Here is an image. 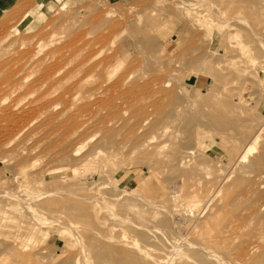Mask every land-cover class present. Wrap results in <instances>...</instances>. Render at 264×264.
I'll return each instance as SVG.
<instances>
[{
    "label": "rangeland",
    "instance_id": "obj_1",
    "mask_svg": "<svg viewBox=\"0 0 264 264\" xmlns=\"http://www.w3.org/2000/svg\"><path fill=\"white\" fill-rule=\"evenodd\" d=\"M3 1L0 264H264V0Z\"/></svg>",
    "mask_w": 264,
    "mask_h": 264
},
{
    "label": "bare ground",
    "instance_id": "obj_2",
    "mask_svg": "<svg viewBox=\"0 0 264 264\" xmlns=\"http://www.w3.org/2000/svg\"><path fill=\"white\" fill-rule=\"evenodd\" d=\"M4 1L3 0H0V11H1V8H2V3H3ZM254 4V3H253ZM215 20L216 21H218V23L219 24H224L225 22L222 20V17L221 16H216V18H215ZM232 28H229L228 30H225V31H230ZM225 31H222V32H220V33H224ZM146 33L148 34V31H146ZM141 35V39H147V38H149V36L148 35ZM231 34V33H230ZM233 34V35H232ZM231 34V37L236 41V42H239V44H243L244 46H246V40H244V36H245V33H244V31H243V29H239V28H237L236 30H235V33L233 32ZM230 36V35H229ZM230 39V38H229ZM232 40V39H231ZM151 41V40H150ZM233 41V40H232ZM147 43V42H146ZM232 44V43H231ZM235 45V44H234ZM257 46V45H256ZM234 47V46H233ZM235 47H237V46H235ZM253 49V48H252ZM257 49V48H256ZM255 49V50H256ZM207 52H208V50H207ZM208 55H209V53H207ZM239 54V53H238ZM213 56V55H212ZM233 56H235V55H233ZM201 57H203V55L201 56ZM206 57V56H205ZM219 56H217V58H218ZM221 57V56H220ZM231 57V56H230ZM239 57V56H238ZM213 58V57H212ZM212 58H209L208 56L206 57V60L208 61L209 60V62H210V60H212L213 62H214V64L215 65H219L220 64V61L219 60H215L214 61V59H212ZM222 58H224V57H222ZM227 58H229V57H227ZM234 58H236V57H234ZM221 59V58H220ZM225 59V58H224ZM205 60V61H206ZM228 60V59H227ZM234 60V59H233ZM236 60V59H235ZM211 61V62H212ZM208 62V63H209ZM222 62H223V59H222ZM213 64V65H214ZM222 64V63H221ZM220 64V65H221ZM230 64V63H229ZM239 64V63H238ZM199 65V64H198ZM211 65V66H210ZM209 66V72L212 74V75H214L215 76V74H214V72L212 73V71H213V69H214V67H213V65L212 64H210ZM232 66V65H231ZM227 67V66H226ZM230 67V66H229ZM231 68V67H230ZM207 69V68H206ZM208 70V69H207ZM223 70H225V69H223ZM200 71H201V69H200ZM202 71H203V69H202ZM202 71L200 72V73H202ZM238 71V70H237ZM196 72V71H195ZM224 73H227V72H225V71H223ZM223 72H221V73H223ZM230 72V71H229ZM228 72V73H229ZM206 73V72H205ZM219 73V72H218ZM217 73V74H218ZM227 73V74H228ZM231 73V72H230ZM229 73V74H230ZM204 74V73H203ZM207 75V74H206ZM234 75H236V74H234ZM237 75H239V73L237 72ZM217 76H219V75H217ZM222 76V75H221ZM224 76H226V75H224ZM228 76V75H227ZM231 76V75H230ZM240 76V75H239ZM233 78H235L234 76H233ZM239 78V77H238ZM227 79V78H226ZM235 80H237V79H235ZM239 80H241V79H239ZM233 80L231 79V82H232ZM234 82V81H233ZM241 82V81H240ZM195 85V84H194ZM207 85V84H206ZM196 87V86H195ZM206 89V88H205ZM200 90V88L199 87H197V92ZM207 91V90H206ZM196 92V94H195V98H190L188 101H187V103H186V108H190V106L192 105V104H196V108H201V109H204V110H210L211 111V113H213V114H223L224 115V117L226 116L227 118H234V114H236L237 113V111H236V109H235V106L233 105V104H231L229 101H226V100H222V101H217V102H213V101H211L210 99H208V97H206V96H204V95H200V92L199 93H197ZM202 94V93H201ZM213 96H214V94H213ZM218 97V96H217ZM211 98V97H210ZM218 98H220V97H218ZM218 98H216V99H218ZM213 99V98H212ZM222 99V98H221ZM197 110V109H196ZM245 112V111H244ZM180 113V112H179ZM236 117V116H235ZM237 118V117H236ZM229 120V119H228ZM234 120V119H233ZM231 121V120H230ZM236 121V120H235ZM182 122V121H181ZM180 122V123H181ZM238 122V121H237ZM241 122V121H240ZM246 123V122H245ZM169 124V123H168ZM241 124H243V123H241ZM176 125V124H175ZM180 125V124H179ZM179 125H178V127H179ZM250 127V126H249ZM167 129V128H166ZM178 129V128H177ZM168 131V130H167ZM173 132V131H172ZM263 132H264V121L261 123V124H258V126H251L250 128H249V131L248 132H245L246 133V135L249 137V139L245 142V143H243V147L241 148V151L239 152V155H238V157L236 158V160H235V162H234V164H237V165H240V167L241 166H244V164H243V161H245L246 160V157H247V155L255 148V145H254V143L255 144H257V148H258V154H256V155H254L251 159H250V163H252V164H255L256 166H258V163H260V162H262L263 160H264V134H263ZM154 137V136H153ZM164 137V136H163ZM173 137V136H172ZM177 139V138H176ZM175 139V140H176ZM257 139H258V141H257ZM155 140V139H154ZM171 142H172V140H171ZM164 144V143H163ZM172 144H174V143H172ZM172 146V145H171ZM242 146V145H241ZM162 147H164V145L162 146ZM188 148H190V147H188ZM186 149V151H184V155H186V156H191L192 154H194V151L193 150H190V149ZM164 150H166V149H164ZM165 152V151H164ZM162 157H163V155H162ZM166 158H167V156H166ZM221 159H223V160H225V161H229V159H227V158H224V157H220ZM213 159L211 158V157H209L207 154H201V156H200V158H198V167H201L202 169H204V170H206V172H208V173H210V168H209V166H205V164L208 162V161H212ZM148 161H150V160H148ZM134 163V162H133ZM148 163V162H147ZM158 163H160V166H162V165H164V163H165V159H161L160 160V162H158ZM183 165H186V163L185 162H183ZM159 166V167H160ZM149 167V166H148ZM233 168H235V167H233ZM150 169V168H149ZM161 169V168H160ZM174 169V168H173ZM196 171V170H195ZM195 171L193 172V171H191V172H188V171H185V172H183V176H184V178L186 179V180H188V182L189 183H191L192 181L190 180L191 179V175H193V174H195ZM154 172V171H153ZM162 172V170L160 171V174L159 175H162L163 176V172ZM227 176V175H226ZM225 176V177H226ZM224 180V179H223ZM222 180V181H223ZM237 180H239V181H241V176H238L237 177ZM180 181V180H179ZM145 183V182H144ZM201 183V181H197L196 183H191V184H189V186L191 187V190L190 191H186L185 192V194H184V198H186V200L187 199H189V200H192V201H195V200H198L199 199V196H198V194H196V192H195V190H194V187L196 186V185H199ZM220 183H222V182H220ZM208 187V186H207ZM175 188V187H174ZM212 188V187H211ZM176 189V188H175ZM112 190V189H111ZM113 191V190H112ZM138 191V190H137ZM215 191H217V190H215ZM222 191L224 192V190L222 189ZM247 191V190H246ZM55 192H58V191H55ZM123 192H125V191H123ZM230 192V191H229ZM52 193H54V192H52ZM126 193H128V192H126ZM261 193H262V191H261ZM264 193V192H263ZM174 194V193H173ZM213 194H215L214 192H213ZM230 194V193H229ZM118 195V194H117ZM226 195V194H225ZM222 196V195H221ZM212 197H213V195H212ZM221 198V197H220ZM219 198V199H220ZM224 198H225V196H224ZM208 200H210V198L208 199ZM207 200V201H208ZM229 200V199H228ZM205 201H206V199H205ZM206 201V202H207ZM221 201V200H220ZM211 202V201H210ZM121 203H123L122 201H121ZM218 203V202H217ZM217 203H216V206H217ZM221 203H223V202H221ZM220 203V204H221ZM225 203H226V201H225ZM201 204V203H200ZM219 204V205H220ZM123 205V204H122ZM203 205V204H202ZM205 205H207V203L205 204ZM218 205V206H219ZM224 203H223V207H224ZM227 205V204H226ZM229 205V204H228ZM227 205V206H228ZM227 206L226 207H224L225 209L227 208ZM186 207V206H185ZM188 207V206H187ZM206 207V206H205ZM222 207V208H223ZM253 207V205L251 206V208ZM262 207V206H261ZM189 208V207H188ZM218 208V207H217ZM256 208V207H255ZM163 209H165V208H163ZM184 209V212H185V214L186 213H188V211H187V208H183ZM203 209H205V208H203ZM224 209V210H225ZM212 210H215V209H212ZM182 211V210H181ZM187 211V212H186ZM189 211H190V208H189ZM223 211V210H222ZM221 211V212H222ZM203 212V211H202ZM201 212V213H202ZM216 212H217V210H216ZM256 212H258V214L259 215H261L260 217H259V224H260V226L262 225L263 227L261 228V232L257 235V236H255L257 239H258V241H260V243L262 244V243H264V214L262 215V209H260L259 208V210H257ZM191 214H192V212H190ZM200 213V212H199ZM198 213V214H199ZM211 213V212H210ZM210 215V214H209ZM196 216V215H195ZM198 216H200V214L198 215ZM197 216V217H198ZM215 216H217V215H215ZM214 216V217H215ZM218 216H220V214H218ZM241 216H242V214H241ZM249 216V215H248ZM119 217V216H118ZM182 217V216H181ZM193 217H194V214H193ZM183 218V217H182ZM217 218H219V217H217ZM216 218V219H217ZM242 218V217H241ZM244 218H247L246 216L245 217H243V219H241V220H244ZM121 219V218H120ZM124 219V218H123ZM122 219V220H123ZM190 220H192V218L190 219ZM197 220V219H196ZM195 220V221H196ZM208 220V219H207ZM194 221V222H195ZM209 221V220H208ZM214 221V220H213ZM219 221V220H218ZM125 222V221H124ZM192 222V221H191ZM211 222V221H210ZM216 222H217V220H216ZM220 222V221H219ZM218 222V223H219ZM209 223V222H208ZM223 223V222H222ZM212 224V223H211ZM188 225V224H187ZM204 225V224H203ZM222 225V224H221ZM258 228H260V227H258ZM258 228H257V230H258ZM210 231V230H209ZM204 232V231H203ZM127 235H130V236H132V235H134V234H132V232L130 231V230H127V232H125ZM205 233V232H204ZM203 233V234H204ZM256 233V232H255ZM180 234V233H179ZM194 234V233H193ZM137 235V234H136ZM195 237H198V233H197V235H194ZM189 239H191V238H189ZM135 241V240H134ZM136 242V241H135ZM120 252V251H119ZM123 252V251H122ZM121 252V253H122ZM125 254H128V252L127 253H125ZM126 256H129V255H125V257ZM137 256V255H136ZM132 257V256H131ZM101 259V258H100ZM131 259V258H130ZM128 262H129V260L128 259H126ZM115 261V260H114ZM141 262H142V260H140ZM144 262H145V260H144ZM99 263V262H98ZM103 263V262H102ZM147 263V262H146ZM126 264V263H125ZM133 264V263H132ZM134 264H135V262H134ZM142 264H145V263H142Z\"/></svg>",
    "mask_w": 264,
    "mask_h": 264
},
{
    "label": "crops",
    "instance_id": "obj_3",
    "mask_svg": "<svg viewBox=\"0 0 264 264\" xmlns=\"http://www.w3.org/2000/svg\"><path fill=\"white\" fill-rule=\"evenodd\" d=\"M46 2L50 3V2H54V0H45V4Z\"/></svg>",
    "mask_w": 264,
    "mask_h": 264
}]
</instances>
